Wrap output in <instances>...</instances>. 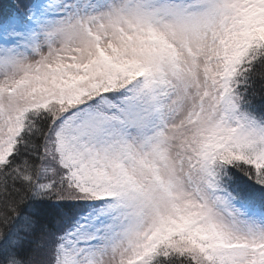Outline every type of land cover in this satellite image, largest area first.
Here are the masks:
<instances>
[{
    "label": "snow or ice",
    "instance_id": "obj_1",
    "mask_svg": "<svg viewBox=\"0 0 264 264\" xmlns=\"http://www.w3.org/2000/svg\"><path fill=\"white\" fill-rule=\"evenodd\" d=\"M0 264H264V0H0Z\"/></svg>",
    "mask_w": 264,
    "mask_h": 264
}]
</instances>
